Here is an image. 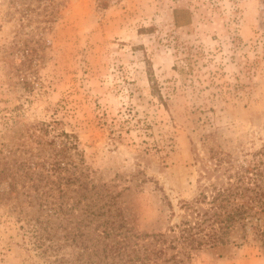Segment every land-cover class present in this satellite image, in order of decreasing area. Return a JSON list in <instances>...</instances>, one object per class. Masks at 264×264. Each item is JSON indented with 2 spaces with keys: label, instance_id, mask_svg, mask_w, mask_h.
Instances as JSON below:
<instances>
[{
  "label": "rangeland",
  "instance_id": "obj_1",
  "mask_svg": "<svg viewBox=\"0 0 264 264\" xmlns=\"http://www.w3.org/2000/svg\"><path fill=\"white\" fill-rule=\"evenodd\" d=\"M254 168L264 175V0H0V264L53 260L39 221L73 253L61 225L85 209L89 233L125 219L171 236L201 189ZM165 252L264 264L252 237Z\"/></svg>",
  "mask_w": 264,
  "mask_h": 264
},
{
  "label": "trees",
  "instance_id": "obj_2",
  "mask_svg": "<svg viewBox=\"0 0 264 264\" xmlns=\"http://www.w3.org/2000/svg\"><path fill=\"white\" fill-rule=\"evenodd\" d=\"M158 98L162 99L160 93ZM225 180L201 189L192 201L183 204V218L169 228L171 236L163 232L132 231L125 219L119 223L101 220L89 233L87 226L93 222L96 213L85 209V216L69 228L61 225L65 230L62 237L74 248L73 253L58 255L61 246L56 233L58 225L52 227L53 224L43 221L32 230L36 246L42 247L48 240L41 252L53 256L49 264H149L150 261L154 264H185L177 254L163 259L165 246L238 245L247 242L249 237L264 247V175L254 168L247 174L228 173ZM73 207L74 203L70 210ZM70 214L64 219L66 224L71 223Z\"/></svg>",
  "mask_w": 264,
  "mask_h": 264
}]
</instances>
